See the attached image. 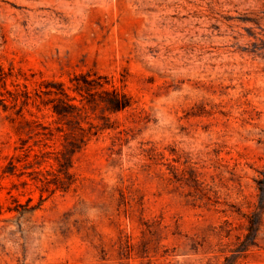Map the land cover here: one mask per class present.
Listing matches in <instances>:
<instances>
[{
    "label": "rangeland",
    "instance_id": "374dc122",
    "mask_svg": "<svg viewBox=\"0 0 264 264\" xmlns=\"http://www.w3.org/2000/svg\"><path fill=\"white\" fill-rule=\"evenodd\" d=\"M0 264H264V0H0Z\"/></svg>",
    "mask_w": 264,
    "mask_h": 264
}]
</instances>
